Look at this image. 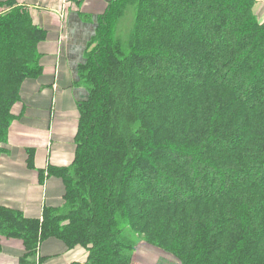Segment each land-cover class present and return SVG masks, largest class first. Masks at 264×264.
Returning <instances> with one entry per match:
<instances>
[{
	"label": "trees",
	"instance_id": "16d2710c",
	"mask_svg": "<svg viewBox=\"0 0 264 264\" xmlns=\"http://www.w3.org/2000/svg\"><path fill=\"white\" fill-rule=\"evenodd\" d=\"M258 3L110 0L75 82L86 96L74 162L50 170L63 205L41 219L0 206V241H22L19 264H43L50 239L86 251L69 264H134L147 245L179 264H264ZM46 38L25 6L0 1V160L23 85L43 73Z\"/></svg>",
	"mask_w": 264,
	"mask_h": 264
},
{
	"label": "crops",
	"instance_id": "0c3cea01",
	"mask_svg": "<svg viewBox=\"0 0 264 264\" xmlns=\"http://www.w3.org/2000/svg\"><path fill=\"white\" fill-rule=\"evenodd\" d=\"M16 1L46 30L47 38L38 46L43 73L24 83L21 100L13 109L15 120L0 160V206L28 219H41L46 206L63 205L64 183L50 170L68 168L74 162L78 102L86 96L75 82L110 0ZM255 12L264 21L263 0ZM78 250L67 251L61 241L50 239L39 253L43 264H69L82 262L70 261V253ZM24 251L22 241L2 238L0 264H19Z\"/></svg>",
	"mask_w": 264,
	"mask_h": 264
},
{
	"label": "rangeland",
	"instance_id": "374dc122",
	"mask_svg": "<svg viewBox=\"0 0 264 264\" xmlns=\"http://www.w3.org/2000/svg\"><path fill=\"white\" fill-rule=\"evenodd\" d=\"M260 1L262 0H259V2ZM135 20H136L135 10L132 8L128 9V12L126 13L125 17L122 18L118 24L119 35H121L122 33L123 34L122 36L126 38L132 26L134 25ZM77 249L79 250L70 253L71 255L70 261H82V262L86 261L87 258L86 251L81 247H78ZM80 249L83 252H79ZM164 254H165L164 252L157 249L156 247L149 245L140 246V249L138 250V253L135 257L134 264H179L173 258L169 257L167 254L165 255Z\"/></svg>",
	"mask_w": 264,
	"mask_h": 264
}]
</instances>
